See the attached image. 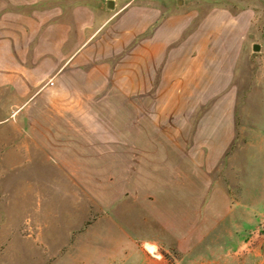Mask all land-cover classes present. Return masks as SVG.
I'll return each instance as SVG.
<instances>
[{"label":"rangeland","instance_id":"1","mask_svg":"<svg viewBox=\"0 0 264 264\" xmlns=\"http://www.w3.org/2000/svg\"><path fill=\"white\" fill-rule=\"evenodd\" d=\"M3 35L0 264H264V0H0Z\"/></svg>","mask_w":264,"mask_h":264},{"label":"crops","instance_id":"2","mask_svg":"<svg viewBox=\"0 0 264 264\" xmlns=\"http://www.w3.org/2000/svg\"><path fill=\"white\" fill-rule=\"evenodd\" d=\"M94 6L97 7V4H95ZM92 7L93 6L89 3L80 4V6L78 7H76L75 4H72V7L70 9L71 11L69 10L70 11L69 13H71V16H72L71 24H70L71 28L78 27L79 29H83L84 27H86L83 22H85L86 20L85 16H87V14L90 11L93 12ZM53 27H56V26H53ZM53 59L54 58H51V60ZM51 60L47 59V62H50ZM44 66L41 67L40 65L38 66L36 65L34 66L35 68H33V70L35 72L36 71L43 72V70H46ZM28 69L29 67L23 64V62L18 58L17 53L13 50V42H12L10 35L0 36V84L1 85H11L13 84V82L18 83L17 79H19L20 81L23 80L25 82L29 75ZM121 205H127V206L132 205V206H129L130 212H131V218L126 219L127 217L124 215L125 216L124 218L125 220L123 223L124 226H121L118 224L119 220H120L119 222H121V219L119 217V215L121 214L120 212L121 210L120 208H122ZM135 206L136 208L143 209V213H141V215L145 214V216H143V221H145L144 225H148L154 220H156V222L162 221V218L160 217L161 215L159 216L158 214L153 213V210H151L150 204H147L142 201H137L135 199H129L128 201L119 200L117 202L116 201L113 202L111 214L110 216L107 217V221L108 220L111 221L110 224L113 227V232H140V229L138 228L139 224L136 223V220H137L136 217H138V214H140V212H135V209H136L134 208ZM129 220L131 221V223H129ZM115 224L119 226L117 230L115 228L116 227ZM107 232H112V229H109ZM167 232H171V230Z\"/></svg>","mask_w":264,"mask_h":264},{"label":"bare ground","instance_id":"3","mask_svg":"<svg viewBox=\"0 0 264 264\" xmlns=\"http://www.w3.org/2000/svg\"><path fill=\"white\" fill-rule=\"evenodd\" d=\"M151 251V250H150Z\"/></svg>","mask_w":264,"mask_h":264}]
</instances>
